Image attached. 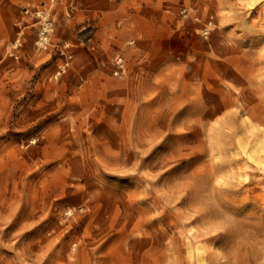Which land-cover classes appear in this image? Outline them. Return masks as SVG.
<instances>
[{"label":"rangeland","instance_id":"1","mask_svg":"<svg viewBox=\"0 0 264 264\" xmlns=\"http://www.w3.org/2000/svg\"><path fill=\"white\" fill-rule=\"evenodd\" d=\"M249 154L264 0H0V264H264Z\"/></svg>","mask_w":264,"mask_h":264},{"label":"bare ground","instance_id":"2","mask_svg":"<svg viewBox=\"0 0 264 264\" xmlns=\"http://www.w3.org/2000/svg\"><path fill=\"white\" fill-rule=\"evenodd\" d=\"M249 157L255 161V163L259 165H264L263 162L258 161L257 157H254L253 154H249Z\"/></svg>","mask_w":264,"mask_h":264},{"label":"snow or ice","instance_id":"3","mask_svg":"<svg viewBox=\"0 0 264 264\" xmlns=\"http://www.w3.org/2000/svg\"><path fill=\"white\" fill-rule=\"evenodd\" d=\"M159 143V142H158Z\"/></svg>","mask_w":264,"mask_h":264}]
</instances>
